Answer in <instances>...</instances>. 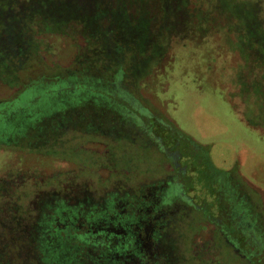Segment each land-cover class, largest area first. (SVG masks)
I'll list each match as a JSON object with an SVG mask.
<instances>
[{
  "label": "trees",
  "instance_id": "16d2710c",
  "mask_svg": "<svg viewBox=\"0 0 264 264\" xmlns=\"http://www.w3.org/2000/svg\"><path fill=\"white\" fill-rule=\"evenodd\" d=\"M48 34L71 38L75 60L67 69L62 66L42 67L32 58L31 55L37 54L41 46L38 37ZM217 34L222 36L227 54L239 59L231 79L234 89L229 93V98H237L243 104L242 115L251 126L264 127V0H0V85L12 91L9 97L0 99V105L10 102L26 88L45 89L43 94L31 101L30 108L18 112L20 117L10 119L8 112L0 113L9 118L8 127L14 125L20 134L19 124L22 120L26 124L35 117V112L31 110V106L36 104L34 102L41 101L42 106L37 110L40 114L48 113L60 105L68 108L67 103L74 104L73 100L77 98L79 85L87 84L86 93L78 97V107L87 101L84 104L87 113L83 122L86 128L84 139L96 140L98 135H105L87 130L90 124L99 126L101 118L110 117L107 122L111 126L117 123L123 127L119 140H122L125 149L120 152L128 155L130 148H134V155L139 157V162L136 163L135 172L124 168L119 174L116 173L118 179L109 186L112 192L117 190L127 195L125 201L140 198L142 184L133 187L135 195L125 191L129 188L128 183L133 181H129L130 177L135 174L143 179L148 172L145 163L160 165L164 162L162 148L180 149L181 141L158 122L159 114L144 122L151 112L147 111L143 115L134 109V103L138 105V101L132 93L122 87L120 92L124 96L116 95L115 90L100 87L95 79L116 80V84H120L122 80H117L120 74L122 79L124 76L137 84L167 58L173 43L207 42ZM35 65L36 69H40L37 74L33 72L34 76H30L29 69H34ZM41 68L57 71L59 75L54 76V82L66 80L68 87L59 90L50 87L53 82L42 73L44 71L40 72ZM24 70L26 72L23 73ZM68 70L73 73L69 74ZM76 74H87L91 78L83 82ZM93 89L95 94L92 93ZM60 112L64 111L54 110L52 116L37 121L30 128L31 132L29 129L26 131V137L36 136L37 139L47 140L46 132L51 124L55 126ZM139 120L141 126L147 129V135L144 128L143 131L142 128L138 130L140 126L136 123ZM38 126L42 131L45 130L44 136L37 132ZM127 129H132L136 135L132 140ZM124 130H127L126 133ZM16 133L14 137L8 136L9 139L15 141L24 138L25 134L16 136ZM148 133H154L156 138L148 136ZM62 138L61 135L52 136L42 145L50 147L52 154L58 155L63 142H66ZM152 148L160 150L159 155L156 159L146 161L150 158ZM182 153L180 166H185L186 175L195 181L187 189V194L197 196L199 202L214 204L219 192L215 184L211 188L202 185L200 171L204 166L201 158L191 148H184ZM104 160V164L95 166L96 170L90 169L92 177H96L90 187L92 192H95L97 185L100 186L97 180L99 167L107 172L104 182L115 172L116 159L112 152H108ZM95 161L89 154L82 162L95 165ZM52 176L54 178L40 175L41 180H37L39 185L35 186L37 198L29 206H24L7 194L8 184H22L27 178L15 175L8 179L6 185L0 186V192H4L0 193V229H3L0 231V260L5 256L4 253L9 252L12 244L20 247L33 240L37 244V264H115L112 256L115 253L126 254L128 246L124 242L114 243V236L106 230L114 219L110 194H103L104 198L88 194L78 170L65 177ZM43 190L46 193L43 194ZM34 215L39 216L35 218ZM64 215L69 218H64ZM62 223L65 227H61ZM43 229L51 230L47 232L50 243L47 252L41 245L42 239L46 237ZM18 232H22L20 236ZM235 237L242 240L240 235ZM14 238L18 239L12 244L3 242ZM245 239V246L250 247Z\"/></svg>",
  "mask_w": 264,
  "mask_h": 264
},
{
  "label": "rangeland",
  "instance_id": "374dc122",
  "mask_svg": "<svg viewBox=\"0 0 264 264\" xmlns=\"http://www.w3.org/2000/svg\"><path fill=\"white\" fill-rule=\"evenodd\" d=\"M38 39L41 44L40 49L37 54L31 56L42 67L62 66L67 69L74 63L75 49L72 47L73 42L70 37L48 34L39 36ZM238 63L237 56L227 54L223 38L217 34L211 36L207 42L199 40L198 42L173 43L167 58L151 73L137 81V84L124 76L122 79L120 74L117 77V80H122L120 84H116V80L114 82V80L94 79L98 81L100 87L115 90L116 95L122 94L120 92L122 87L132 93L137 98L138 105L145 107L143 109L134 103L133 108L138 109L143 115L147 111L151 112L144 122L159 114L158 122L165 125L170 133L181 141L180 149H194L197 156L201 158L204 168L200 174L204 187L211 188V185L215 184L223 199L244 192L246 202L248 197L255 202L261 213L260 220L257 221L258 225L255 228L256 223L253 224V221L249 220L247 213L241 215V223H244V234L240 235L242 240H238L235 237L236 234L231 231L223 232V225L226 224L224 216L228 218L227 215H215L216 217L199 215L195 209L186 207L187 204L182 201L183 193L168 200L166 182L170 178L167 176L165 163L156 166L150 163H145L147 166L142 164L147 167V175L143 179L140 175H132L129 181L131 179L133 181L128 183L129 188L125 190L135 195L133 187L136 184H142V194L147 188L157 190L158 195L153 202L156 201L158 204H155L152 211L155 215H149V210L145 211V206H143L144 209L140 206L126 207L125 210L123 204L128 196L117 190L112 192L109 184L118 179V174L124 168L135 172L139 157L134 155V148H130L128 155L126 152H120L125 149L122 147V140H119L122 138L120 133L123 127L117 123L111 126V123H108L110 117L101 118V122L98 121L99 126L90 124L87 128V130L105 134L103 137L98 135L96 140L84 139L86 128L83 122L87 116L84 104H87V101L78 107L80 104L78 97L86 93L89 87L87 84L79 85L76 91L77 98L73 100L74 104L67 103L68 108L66 105H60L53 107L48 113L40 114L37 110L42 103L34 102L36 104L31 106V110L35 112V117L32 122L26 124L22 123L24 121L22 120L19 124L20 134L14 125L11 124L8 127L9 118L0 113V186L6 185L8 179L15 175L27 178L22 184L20 182L17 185L8 184L7 194L11 195L13 200L29 206L37 198L35 186L39 185L37 180H41L40 175L45 178L57 175L56 178H59L58 175L65 177L68 173L78 170L80 179L85 181L88 194L91 193L95 197L101 195L103 198L105 194H110L113 200L111 205L115 215L106 230L114 236V243L124 242L128 246L126 254L115 253L112 256L115 264H264V127L251 126L242 115L243 104H240L237 98L234 100L229 98V93L234 89L231 79ZM36 66L33 67L34 69H29L30 76L33 72L38 73L40 67L36 69ZM41 71H44L42 73L53 82L49 85L50 87L56 90L68 87L66 80L54 82L56 79L54 76L59 75L56 74L57 71L51 72L43 68ZM68 73L73 72L68 70ZM76 75L83 82L91 78L87 74ZM44 90L35 87L26 88L10 102L1 104L0 112H8L10 119L20 117L19 113L25 108H30L31 101L43 94ZM92 93H96L95 89ZM11 94L12 91L8 87L0 85V99H5ZM98 94L105 96L99 92ZM54 110L64 112L59 113L55 126L51 124L49 129L45 127L48 129L45 138L50 140L52 136L61 135L62 139H66L58 155L52 154L50 147L42 145L47 140L37 139L36 136L26 137L28 129L30 131V128L37 121L45 119V116H52ZM136 125L140 126L138 130L142 128L143 131L144 127L141 126L140 120ZM36 128H38L37 132L44 136L45 130L42 131L39 126ZM127 130H124V133L126 131L130 133L132 140V137L136 135L132 129ZM15 131L16 136L25 134L24 138H18L15 141L9 139L8 136L14 137ZM146 131L147 129H145L147 135ZM149 135L156 138L154 133H148ZM160 141L162 142V139ZM158 151L160 150L156 151L152 148L150 158L146 161L156 159L159 155ZM108 152H112V156L116 159L115 172L109 180L104 182L107 172L103 167H99L97 180L100 186L97 185L96 190L93 189L95 192H92L90 187L96 181V177H92L90 169L96 170L97 165L104 164V157L108 155ZM89 154L96 160L95 165L82 162ZM87 165L92 167L89 168ZM137 178L139 180H136ZM51 180L54 182V179ZM0 193L4 194V192ZM42 193L46 192L43 190ZM142 198L139 199L143 200ZM151 200L152 198L149 197L147 206L153 205L150 204ZM0 209L2 210L1 206ZM200 210L203 209L200 208ZM34 216L37 218L39 215ZM231 216L229 215L228 219L233 221L235 215ZM63 217L69 218L66 215ZM78 222L71 223L77 225ZM216 225L220 231L214 234L213 230L217 231ZM61 227H65V224L62 223ZM45 230L43 229V232L46 237L42 239L41 245L47 252L50 244L47 232L51 230ZM20 233L18 232L17 235L20 236ZM17 239L3 242L12 244ZM244 239L250 243V247L245 246ZM32 241L20 247L12 244L9 252L4 253L5 256L0 260V264H37L39 262L35 249L37 244Z\"/></svg>",
  "mask_w": 264,
  "mask_h": 264
},
{
  "label": "flooded vegetation",
  "instance_id": "af4514ba",
  "mask_svg": "<svg viewBox=\"0 0 264 264\" xmlns=\"http://www.w3.org/2000/svg\"><path fill=\"white\" fill-rule=\"evenodd\" d=\"M164 154L162 163L166 164V169L168 171L167 176L172 180L168 179L166 182V186H168V190L166 192V198L170 200L171 198L175 197L179 194L183 195V202L186 203V207H191L196 210L199 215H211L212 217H216L215 215H227L229 218V215H235L233 216V221L229 220L228 218H225L224 221H226V224L223 225L224 230L223 232H233L236 235L244 234V223H241V215H245L247 213L249 220L253 221V224H255V228L258 225V220H260L261 213L256 206L255 202L251 201V199L248 197L247 202L245 201V193L240 192L238 195H230L227 196L226 199H223L221 193L217 195V200L214 204H208L206 202H199V198L197 196H190L187 194V189L192 187V184H195V181L186 175V167L180 166V160L182 159V150L177 148H162ZM152 188H147L144 190L142 194V199H139V197H134L132 200H126L123 204L125 210L126 207H140L141 209H144L143 206H145V211L149 210V215H155V213H152L154 210L155 204H158V202H153V199L157 198V190H152ZM149 197L152 198V206H147V200ZM141 200V201H140ZM248 203V204H247ZM247 204V205H246ZM148 207H152L151 209ZM202 208L203 210H200ZM131 210V209H130ZM157 208L155 209L156 212ZM115 215V212L114 214ZM231 216V217H232ZM206 219V218H205ZM151 223V221H149ZM208 223H211L208 221ZM217 231L213 230V233L216 234V232H219L217 225L215 227ZM127 230V229H126ZM232 233V234H233Z\"/></svg>",
  "mask_w": 264,
  "mask_h": 264
}]
</instances>
